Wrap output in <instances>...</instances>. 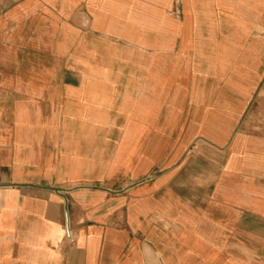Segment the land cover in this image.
<instances>
[{"label": "crops", "instance_id": "obj_1", "mask_svg": "<svg viewBox=\"0 0 264 264\" xmlns=\"http://www.w3.org/2000/svg\"><path fill=\"white\" fill-rule=\"evenodd\" d=\"M0 264H264V0H0Z\"/></svg>", "mask_w": 264, "mask_h": 264}]
</instances>
